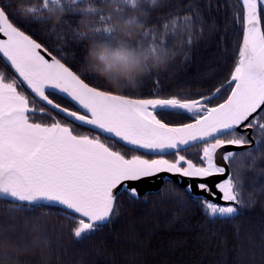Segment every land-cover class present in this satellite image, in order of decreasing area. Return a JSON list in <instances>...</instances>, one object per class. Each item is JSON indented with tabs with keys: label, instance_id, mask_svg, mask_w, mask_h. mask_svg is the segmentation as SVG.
Here are the masks:
<instances>
[{
	"label": "snow or ice",
	"instance_id": "obj_1",
	"mask_svg": "<svg viewBox=\"0 0 264 264\" xmlns=\"http://www.w3.org/2000/svg\"><path fill=\"white\" fill-rule=\"evenodd\" d=\"M224 7L236 33L223 63L165 92L159 72L190 59L197 32L219 31L199 0H0V204L25 224L0 228V264L50 254L46 216L68 222L73 247L99 241L74 264H118L109 244L122 243L134 248L124 264H143L150 232L111 237L126 204L156 195L232 222L264 198V0ZM234 239L233 264H264V215Z\"/></svg>",
	"mask_w": 264,
	"mask_h": 264
},
{
	"label": "trees",
	"instance_id": "obj_2",
	"mask_svg": "<svg viewBox=\"0 0 264 264\" xmlns=\"http://www.w3.org/2000/svg\"><path fill=\"white\" fill-rule=\"evenodd\" d=\"M171 2L174 6H183L190 0H171ZM235 3L236 0H199L205 16L216 19L219 31L209 34V30L205 28L203 37L197 32L193 36V45L188 52L190 59L185 63L184 53L178 52L169 67L159 72L160 87L165 92L187 90L189 82L198 72L206 70V66H211L216 61L223 63L227 55L223 48L230 45L236 33V29L229 24L230 13L226 11L224 5L234 6ZM226 25L228 32L225 35ZM221 36L225 37V43H220ZM153 86L151 80L146 81L143 90L149 92ZM249 190L246 189L245 195ZM262 215H264V198H258L255 206L248 209L246 215L236 221L209 222L195 207H190L188 211L180 214L177 205L171 199L161 200L156 195H149L147 203H138L131 207L125 205L121 218L111 230V237L119 235L123 240L124 236L129 234V224L136 226L133 234L136 239L143 240L145 239L143 233L150 232V243L144 247L140 256L143 264H233L240 255L237 250L238 243L234 239L236 225L241 226L242 233L255 230ZM67 223L56 215L43 217L41 226L47 229V234L52 240L50 254L42 256L37 253L25 259L32 261V264H57L56 257L59 255L60 264H74L82 253H92L99 241L94 240L80 247H73L65 228ZM9 227H14L16 232L22 233L25 231L24 220L13 219L6 211V206L0 204V228ZM224 237L228 239L226 248L220 247L216 242ZM57 243L60 245L59 248ZM113 251L115 255L111 256ZM133 251L131 244H109V255L118 264H124L127 254ZM100 264H110V261L101 259Z\"/></svg>",
	"mask_w": 264,
	"mask_h": 264
},
{
	"label": "water",
	"instance_id": "obj_3",
	"mask_svg": "<svg viewBox=\"0 0 264 264\" xmlns=\"http://www.w3.org/2000/svg\"><path fill=\"white\" fill-rule=\"evenodd\" d=\"M165 178H168L167 174H164ZM176 182L179 183V178H176ZM159 184V180L157 181H149L147 185H144L146 191L152 192L155 191V185Z\"/></svg>",
	"mask_w": 264,
	"mask_h": 264
},
{
	"label": "clouds",
	"instance_id": "obj_4",
	"mask_svg": "<svg viewBox=\"0 0 264 264\" xmlns=\"http://www.w3.org/2000/svg\"><path fill=\"white\" fill-rule=\"evenodd\" d=\"M136 30H138V29H134V30H133V35H134V32H135ZM89 58L91 59V56H89ZM96 74H97L98 76H101V77L103 78V73H102V72L97 71ZM109 83L111 84V81H109ZM113 86H115V85H113Z\"/></svg>",
	"mask_w": 264,
	"mask_h": 264
},
{
	"label": "rangeland",
	"instance_id": "obj_5",
	"mask_svg": "<svg viewBox=\"0 0 264 264\" xmlns=\"http://www.w3.org/2000/svg\"><path fill=\"white\" fill-rule=\"evenodd\" d=\"M162 186V185H161Z\"/></svg>",
	"mask_w": 264,
	"mask_h": 264
}]
</instances>
